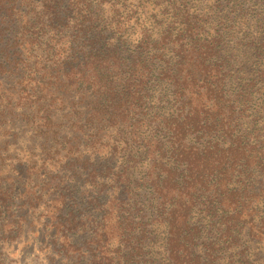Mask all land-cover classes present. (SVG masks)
Returning <instances> with one entry per match:
<instances>
[{
    "label": "trees",
    "instance_id": "obj_1",
    "mask_svg": "<svg viewBox=\"0 0 264 264\" xmlns=\"http://www.w3.org/2000/svg\"><path fill=\"white\" fill-rule=\"evenodd\" d=\"M40 258L264 264V0H0V264Z\"/></svg>",
    "mask_w": 264,
    "mask_h": 264
},
{
    "label": "rangeland",
    "instance_id": "obj_2",
    "mask_svg": "<svg viewBox=\"0 0 264 264\" xmlns=\"http://www.w3.org/2000/svg\"><path fill=\"white\" fill-rule=\"evenodd\" d=\"M155 95H156V97H153L152 104H155L157 107L162 108L164 106L163 99H161V97H159V94L155 93ZM139 162H140L139 159L136 160V167L133 168L134 174L132 177V188L135 190L134 193H135L136 206L141 211L142 221L146 222V221L150 220V218H151L150 204L152 201V193L149 190V188L143 183V177L145 176V170H146L145 166L143 167V160L141 161V165H139ZM112 196H114V193H106L105 195L101 196L100 198L105 199V198H109ZM207 209L211 210L212 206H210V205L208 206V205L204 204L201 207L200 211H198V209H197L195 212V220L199 221V226L201 228L202 238L211 231H212L211 235L213 234L212 225H210V221L212 222L213 219H215V218L211 219V216H209ZM211 213L213 214L214 217L217 215V212H215V211H212ZM206 224H208V227H205ZM202 228H203L204 232H203ZM152 230H153V236H155V239L153 241V239L151 238V240L149 242H147L148 257L150 259L156 258L157 260L165 263V260H164L165 256L163 255V245H164L165 233L162 229L160 230V232H162L161 235L159 234V232L156 229H152ZM210 240H212V239H210ZM39 253L44 254L45 257H47L49 255V252H48V249H46V246H43V250H40ZM32 254L33 253H31V255ZM225 256L228 257V256H232V255H231V253H229L228 255H225ZM40 261H41V258L39 260L35 259L33 261V263H31V264H39ZM56 261L58 263L62 262L61 259H58ZM48 262H49V260L47 259V263ZM234 264H238V263L236 262Z\"/></svg>",
    "mask_w": 264,
    "mask_h": 264
}]
</instances>
